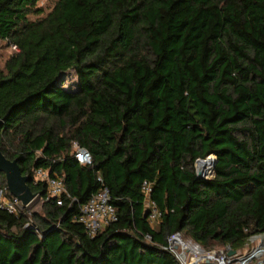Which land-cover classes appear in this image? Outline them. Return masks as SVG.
I'll return each instance as SVG.
<instances>
[{
  "label": "trees",
  "instance_id": "trees-1",
  "mask_svg": "<svg viewBox=\"0 0 264 264\" xmlns=\"http://www.w3.org/2000/svg\"><path fill=\"white\" fill-rule=\"evenodd\" d=\"M37 1L0 0V42L16 46L0 151L42 199L29 216L0 209V264H179L160 247L172 233L234 251L264 233V0ZM69 69L75 90L57 83ZM37 168L61 178L62 204ZM102 188L116 220L91 237L76 217Z\"/></svg>",
  "mask_w": 264,
  "mask_h": 264
},
{
  "label": "built area",
  "instance_id": "built-area-1",
  "mask_svg": "<svg viewBox=\"0 0 264 264\" xmlns=\"http://www.w3.org/2000/svg\"><path fill=\"white\" fill-rule=\"evenodd\" d=\"M11 47L12 50H16V46L11 45ZM71 151L74 159L79 164L91 163L90 152L76 142H72ZM205 174L207 175L208 173L206 172ZM33 178L34 181H43L45 183L47 187L45 200L53 198L58 205L62 204L61 196L65 193V188L60 177H50L46 169L37 168L34 171ZM6 189V187H0V209L16 214L22 208L21 202L11 194L7 195ZM150 191L151 183L143 180L141 193L148 219L152 223L158 220L160 215L154 201L149 199ZM76 218L83 225L86 234L91 237L95 236L97 231L102 229L104 225L115 221V212L109 203L107 190L102 188V190L92 194L86 200V203L80 207V212ZM145 238L150 239V236L146 235ZM160 247L171 252L179 264H264V246L262 244L255 245L246 253L235 251L232 255H228V246L219 250L202 248L192 239H185L179 232H175L170 234L166 244Z\"/></svg>",
  "mask_w": 264,
  "mask_h": 264
},
{
  "label": "rangeland",
  "instance_id": "rangeland-1",
  "mask_svg": "<svg viewBox=\"0 0 264 264\" xmlns=\"http://www.w3.org/2000/svg\"><path fill=\"white\" fill-rule=\"evenodd\" d=\"M54 1L52 0H38L37 5L42 6L44 8V13H46L49 8L52 6ZM41 15H31L30 18H37ZM14 53L12 51V47L5 42H0V68L4 66L5 61ZM57 83L60 84L63 88H67L70 90H75L78 87L77 78L73 69L67 70L65 73H62L58 79ZM212 158V154L208 156V159ZM197 165L195 164V168ZM204 167L201 166V168ZM208 174L205 177H211L213 172L211 170L206 171ZM42 199L39 196H36L35 199L31 201V203L25 207L21 208V211H24L27 216L31 213H36L41 209ZM262 244L264 246V233L258 234L253 238H249L248 241L243 245L242 248L237 249L239 253H246L247 251L251 250L255 245ZM220 248H226L224 246H213L210 249L219 250Z\"/></svg>",
  "mask_w": 264,
  "mask_h": 264
},
{
  "label": "water",
  "instance_id": "water-1",
  "mask_svg": "<svg viewBox=\"0 0 264 264\" xmlns=\"http://www.w3.org/2000/svg\"><path fill=\"white\" fill-rule=\"evenodd\" d=\"M205 158L197 160L195 164L197 165V162L202 161ZM215 158L216 156L212 154V158L210 159V162L212 164V171L215 165L214 164ZM0 173H2L5 177L6 186L9 193L15 196L21 202L22 207L29 205L31 201L35 199L36 196H38V194L36 192L33 193L30 187L27 185V182L29 181V177L21 173V170L19 169L16 159H12V160L7 159L1 153V151H0ZM205 173L206 171L204 169H199L198 166L196 167L197 178H202V177L206 178ZM146 212L147 211H145V214ZM234 252H235L234 250L229 248L227 253L228 255H232Z\"/></svg>",
  "mask_w": 264,
  "mask_h": 264
},
{
  "label": "bare ground",
  "instance_id": "bare-ground-1",
  "mask_svg": "<svg viewBox=\"0 0 264 264\" xmlns=\"http://www.w3.org/2000/svg\"><path fill=\"white\" fill-rule=\"evenodd\" d=\"M208 156H210V155H208ZM206 162H209L210 165L208 164V166H206ZM203 165H204V167L201 168V166H203ZM197 166L199 169H204L205 171L212 170V164L210 162V159H208V157L203 159L202 161L197 162Z\"/></svg>",
  "mask_w": 264,
  "mask_h": 264
}]
</instances>
